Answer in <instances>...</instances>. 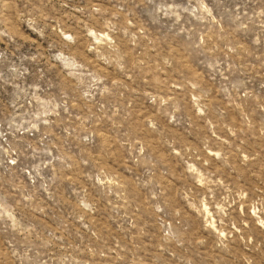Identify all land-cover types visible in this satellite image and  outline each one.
Returning <instances> with one entry per match:
<instances>
[{
  "label": "rangeland",
  "instance_id": "1",
  "mask_svg": "<svg viewBox=\"0 0 264 264\" xmlns=\"http://www.w3.org/2000/svg\"><path fill=\"white\" fill-rule=\"evenodd\" d=\"M0 264H264V0H0Z\"/></svg>",
  "mask_w": 264,
  "mask_h": 264
}]
</instances>
